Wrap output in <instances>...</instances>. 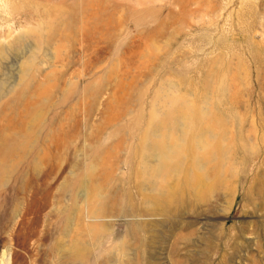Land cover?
<instances>
[{
  "label": "rangeland",
  "instance_id": "1",
  "mask_svg": "<svg viewBox=\"0 0 264 264\" xmlns=\"http://www.w3.org/2000/svg\"><path fill=\"white\" fill-rule=\"evenodd\" d=\"M0 264H264V0H0Z\"/></svg>",
  "mask_w": 264,
  "mask_h": 264
}]
</instances>
